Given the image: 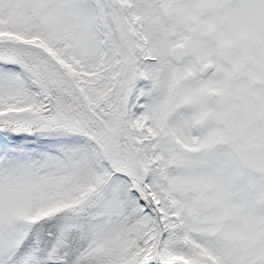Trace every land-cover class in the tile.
<instances>
[{"label": "snow or ice", "instance_id": "obj_1", "mask_svg": "<svg viewBox=\"0 0 264 264\" xmlns=\"http://www.w3.org/2000/svg\"><path fill=\"white\" fill-rule=\"evenodd\" d=\"M0 264H264V0H0Z\"/></svg>", "mask_w": 264, "mask_h": 264}]
</instances>
